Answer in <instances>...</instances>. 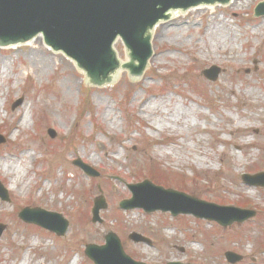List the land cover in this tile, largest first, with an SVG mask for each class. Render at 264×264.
<instances>
[{
	"label": "rangeland",
	"instance_id": "1",
	"mask_svg": "<svg viewBox=\"0 0 264 264\" xmlns=\"http://www.w3.org/2000/svg\"><path fill=\"white\" fill-rule=\"evenodd\" d=\"M259 1L177 11L152 30L141 78L121 71L111 86L87 87L73 62L39 38L0 48V158L15 167L10 174L0 166L9 198L0 200V264H93L84 246L104 244L107 232L144 264H230L226 251L242 256L234 264H264V187L241 179L264 171ZM114 49L125 61L120 41ZM211 65L221 69L215 81L201 74ZM77 159L98 176L73 165ZM143 180L256 214L222 227L192 215L121 209L131 196L127 185ZM99 196L106 207L92 222ZM24 207L60 213L68 221L64 236L22 222ZM131 232L151 244L132 242Z\"/></svg>",
	"mask_w": 264,
	"mask_h": 264
},
{
	"label": "water",
	"instance_id": "2",
	"mask_svg": "<svg viewBox=\"0 0 264 264\" xmlns=\"http://www.w3.org/2000/svg\"><path fill=\"white\" fill-rule=\"evenodd\" d=\"M230 0H0V46L24 44L41 36L46 46L62 51L71 58L76 67L85 73L88 85L103 86L115 81L119 68L126 69L130 81L140 79L147 61L152 55L151 31L160 20L169 21L171 11H185L199 5L226 4ZM255 16H264V1L256 5ZM168 19V20H166ZM119 37L124 43L129 60L120 64L112 44ZM53 52V51H51ZM71 61V60H70ZM124 62L123 60H120ZM220 72L212 66L202 74L215 80ZM91 87V86H87ZM19 99L14 105H19ZM54 137L52 130L48 131ZM3 139L0 137V142ZM73 164L86 174L97 173L75 160ZM251 185L264 186V173L243 176ZM129 200L120 202L122 209L142 208L145 212L155 210L177 214H192L198 218L215 220L223 226L242 222L254 215L253 211L233 207H220L200 201L185 193L155 186L149 181L129 185ZM0 198L7 200L0 185ZM105 207L102 197L94 200L92 221H99L98 211ZM27 223L37 224L58 236L65 234L67 221L58 213L40 208H24L18 215ZM4 226L0 225V234ZM134 242L144 239L132 233ZM85 255L94 264H142L124 254L118 238L113 233L105 235L102 246L88 244ZM229 262L240 259L233 253L225 254ZM177 264V263H170Z\"/></svg>",
	"mask_w": 264,
	"mask_h": 264
},
{
	"label": "bare ground",
	"instance_id": "3",
	"mask_svg": "<svg viewBox=\"0 0 264 264\" xmlns=\"http://www.w3.org/2000/svg\"><path fill=\"white\" fill-rule=\"evenodd\" d=\"M234 0H232L231 2H233ZM230 2V4H231ZM175 13L176 12H171V15L170 16H175ZM246 142L248 143V140H246ZM0 166L4 167L5 169V173H10V174H14V171H15V167L13 165V162L7 158V157H2L0 158ZM14 177V175H13ZM14 180H15V177H14ZM16 181V180H15ZM250 195L254 196V191L253 189H250L248 188V191H247ZM116 193L119 195L121 194L120 191H116ZM170 231H167V233H169ZM95 235H98V233H95ZM96 239H98V237H95ZM27 258L25 259V262L27 263L28 261H26Z\"/></svg>",
	"mask_w": 264,
	"mask_h": 264
}]
</instances>
